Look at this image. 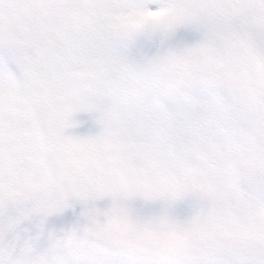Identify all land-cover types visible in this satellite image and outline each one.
I'll use <instances>...</instances> for the list:
<instances>
[{
	"label": "snow or ice",
	"instance_id": "6c2138e0",
	"mask_svg": "<svg viewBox=\"0 0 264 264\" xmlns=\"http://www.w3.org/2000/svg\"><path fill=\"white\" fill-rule=\"evenodd\" d=\"M0 264H264V0H0Z\"/></svg>",
	"mask_w": 264,
	"mask_h": 264
}]
</instances>
